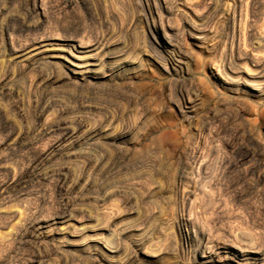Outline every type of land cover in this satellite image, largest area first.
<instances>
[{
  "label": "rangeland",
  "instance_id": "1",
  "mask_svg": "<svg viewBox=\"0 0 264 264\" xmlns=\"http://www.w3.org/2000/svg\"><path fill=\"white\" fill-rule=\"evenodd\" d=\"M0 264H264V0H0Z\"/></svg>",
  "mask_w": 264,
  "mask_h": 264
},
{
  "label": "bare ground",
  "instance_id": "2",
  "mask_svg": "<svg viewBox=\"0 0 264 264\" xmlns=\"http://www.w3.org/2000/svg\"><path fill=\"white\" fill-rule=\"evenodd\" d=\"M71 64L74 66V67H76V68H78L79 70H81V71H84L86 68H87V66H88V64H86L84 61H80V59H76V60H71Z\"/></svg>",
  "mask_w": 264,
  "mask_h": 264
}]
</instances>
